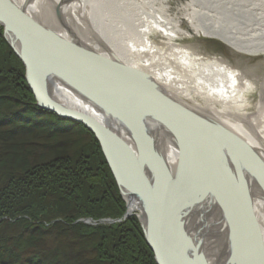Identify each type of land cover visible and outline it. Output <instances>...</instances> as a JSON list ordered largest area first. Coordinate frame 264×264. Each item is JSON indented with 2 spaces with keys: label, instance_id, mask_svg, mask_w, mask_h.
I'll return each mask as SVG.
<instances>
[{
  "label": "bare ground",
  "instance_id": "bare-ground-1",
  "mask_svg": "<svg viewBox=\"0 0 264 264\" xmlns=\"http://www.w3.org/2000/svg\"><path fill=\"white\" fill-rule=\"evenodd\" d=\"M13 1L34 17L13 18L26 27L38 91L105 127L123 183L166 232L163 259L264 264V179L253 171L264 168V79L184 43L181 27L264 55V0ZM111 53L152 82L107 63ZM127 146L139 161L123 157Z\"/></svg>",
  "mask_w": 264,
  "mask_h": 264
},
{
  "label": "trees",
  "instance_id": "trees-1",
  "mask_svg": "<svg viewBox=\"0 0 264 264\" xmlns=\"http://www.w3.org/2000/svg\"><path fill=\"white\" fill-rule=\"evenodd\" d=\"M0 27V264H157L94 133L40 108ZM52 124H55L54 127Z\"/></svg>",
  "mask_w": 264,
  "mask_h": 264
},
{
  "label": "water",
  "instance_id": "water-1",
  "mask_svg": "<svg viewBox=\"0 0 264 264\" xmlns=\"http://www.w3.org/2000/svg\"><path fill=\"white\" fill-rule=\"evenodd\" d=\"M31 14H32L31 12L26 10L23 6L18 5L13 0H0V26L3 27L5 38L7 39V41L9 42V44L11 45V47L13 48V50L17 54V56L22 60L24 66H25V69H26L25 79H26L27 83L29 84V86H30V88H31L36 100H37L38 106L44 110L56 113L60 117H65L69 120L72 119V120H75L78 122H83L92 132L95 133L99 143L101 144L102 151H103V153H105L107 162H108V164H110L112 172L115 175V177L117 178L118 186H120L122 196H124L126 201H128V205L134 204L140 211V213L138 214V217L142 223L144 236H145V239H147L149 247L155 253V260H157V264H165V262H167V264H169V261H171V260H169L168 258H170V256H171V249L170 248L168 249L167 248L168 246H163V245H167L168 239L162 238V236H161V234H163V233L166 235V232L164 230H161V227L159 224H157V222H154L151 219H149L147 221V217L150 218L149 206L147 205L148 206V209H147V206H145L143 201L141 199L135 198L133 191H131L129 193V190L131 188L128 186V189H127L125 183H123L124 181L122 179V175L120 174V169H119L118 165L115 164L112 153H110L109 142L106 140L107 134L104 131L105 127H103V129H101L100 126L97 125L96 122L94 120H91L89 117L82 115V113L75 111L71 108L64 107V106L58 104L56 100H52L50 93H49V96H50L49 100L44 99L42 97L41 93L38 91V89L34 83L35 78H33V75H34L33 67L34 66L31 64V62L28 58V44H27V40H26V35L24 33L26 30V27H23L20 22H17V20L15 18H13V17H17V18L22 17L23 19H30V17L34 18ZM37 17H39V16H37ZM39 18L41 19V17H39ZM40 22L42 23L41 27L43 26V29H46L45 24L41 20H40ZM47 29L51 34L56 35L55 38L57 40V43L60 45V36H58L59 34L55 33L54 29H50L48 27H47ZM111 55H113V58H114L113 61L111 60L109 62L105 58H103V57L102 58L104 61L106 60L107 63L112 62V64L116 65L117 68H120L121 70H125L129 74H133V75L137 74L140 76V78H144V79L146 78V80H148L147 76L144 75V73L139 72V70L132 68L131 66L125 64V62L121 61L117 54L111 53ZM115 61H117L119 64H117ZM61 64H62V61H61ZM148 81L152 82V80H148ZM152 86L155 87V89L159 88V86L156 83H153ZM165 98L172 105H174V103L176 102V100L174 101V99L170 98L169 96H166ZM181 109L186 110L184 107H181ZM188 111H191V110H188ZM195 117H197V116H195ZM197 118L200 119L199 117H197ZM224 131H226V130H224ZM229 135H231V134H229ZM231 136L233 137V135H231ZM236 139H238L240 141V139L238 137H236ZM250 151H253V153H254L255 150L252 148ZM123 152L125 153V154H123V157L126 160L135 161V162L139 161L138 157L135 156V153L133 152V150L129 146L124 148ZM259 168L257 169V167L254 166L253 171L258 178L260 176L264 179V168H262V167H259ZM179 170L177 171V176L180 175V173H181V172H179ZM146 210H149L148 215L146 213ZM153 214L154 213L151 212V215H153ZM127 215H129V214L127 213ZM146 215H147V217H146ZM155 216H157L156 213H155ZM252 217H253V214H252ZM252 217L249 215L247 217V219L249 220V218H252ZM85 221L88 223H95L92 219H85ZM107 221L113 222L110 219L103 220V222H107ZM164 247H165V250L163 251ZM166 249L168 252L170 251V254H168V256L166 254ZM164 254L169 261L163 259Z\"/></svg>",
  "mask_w": 264,
  "mask_h": 264
},
{
  "label": "rangeland",
  "instance_id": "rangeland-1",
  "mask_svg": "<svg viewBox=\"0 0 264 264\" xmlns=\"http://www.w3.org/2000/svg\"><path fill=\"white\" fill-rule=\"evenodd\" d=\"M178 0H174L171 7L175 8L179 4ZM57 18H58V13H57ZM189 23L186 20L185 22L181 23L182 30L191 32L190 35H187V37L182 40L184 43L191 44L193 46H196L197 48L200 49V51L204 53H208L209 55H214V56H219L220 58H223L225 60H228L237 70L242 71L245 75L249 76V78H258L260 80L264 79V55H255V56H249L246 54H240L239 52L235 51L232 48H229L223 41L214 39V38H204L201 36H196L195 31L193 29L189 28ZM65 36V35H64ZM158 36V35H157ZM155 38V37H154ZM162 38L159 37L158 40H161ZM26 74V73H25ZM25 78V76H24ZM26 80V79H25ZM27 82V81H26ZM28 84V83H27ZM29 86V84H28ZM30 88V86H29ZM261 86L258 92L263 93L264 95V88ZM31 90V88H30ZM32 91V90H31ZM252 100L251 102L254 104V107H252L250 110L252 112L256 111L254 109L256 106V102L258 103L259 100L262 99L261 95L259 93H255L251 96ZM38 105V104H37ZM87 130H90L86 125H85ZM97 138V137H96ZM101 145V144H100ZM167 154H170L169 152ZM167 158L169 155H167ZM110 166V164H109ZM110 170L112 172L111 166ZM112 175L113 172H112ZM116 184L118 186V181L117 178L115 177ZM119 191H121L120 186H119ZM126 202V200H125ZM127 205V203H125ZM128 207V206H127ZM129 208H126V211L124 215L118 219H115V223L121 222L123 220H128L130 217H136L138 221H140L138 214L140 213L139 209H135L134 211ZM127 213L129 215H127ZM110 223V222H107ZM143 229V228H142ZM147 240V239H146Z\"/></svg>",
  "mask_w": 264,
  "mask_h": 264
}]
</instances>
